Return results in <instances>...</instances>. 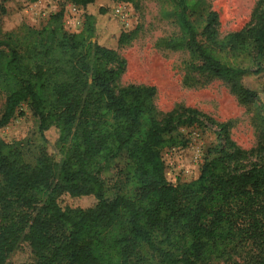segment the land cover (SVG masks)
<instances>
[{
  "label": "trees",
  "instance_id": "trees-1",
  "mask_svg": "<svg viewBox=\"0 0 264 264\" xmlns=\"http://www.w3.org/2000/svg\"><path fill=\"white\" fill-rule=\"evenodd\" d=\"M166 1L179 33L164 48L195 55L190 71L254 102L240 80L264 72V0L252 12L257 28L224 36L209 0ZM64 2L83 11L77 32L64 28V7L23 35L0 29V128L22 104L37 121L33 150L0 137V264L20 242L34 264H264V116L256 146L243 149L229 122L188 107L160 112L154 86L117 84L118 49L137 29L123 31L108 8L134 0ZM194 127L213 128L218 144L196 179L172 184L162 152L184 148L179 131ZM122 155L124 182L111 193L100 173Z\"/></svg>",
  "mask_w": 264,
  "mask_h": 264
},
{
  "label": "rangeland",
  "instance_id": "rangeland-1",
  "mask_svg": "<svg viewBox=\"0 0 264 264\" xmlns=\"http://www.w3.org/2000/svg\"><path fill=\"white\" fill-rule=\"evenodd\" d=\"M65 0L52 5L49 0H0V29L3 33L23 35L29 29H39L49 16L61 7ZM257 0H209L212 10L219 15V34L224 36L248 26L257 28L258 21H251ZM115 4L108 9L118 26L126 32L137 29L135 38L118 49L126 60V68L118 86L128 84L148 85L156 88L155 105L162 113L180 107L196 109L217 122L231 124V139L241 148L256 146L257 111L264 116V72L248 75L240 84L254 94V102L242 104L231 92L225 81L203 72H192L188 65H197V57L188 51H170L164 41L179 33L176 24L165 17L171 10L166 0H134L125 4L127 19L123 21L114 14ZM264 10V9H263ZM4 97L0 95V111ZM187 141L184 148H169L162 152L165 177L172 183H187L197 178L209 149L218 144L213 128H185L179 131ZM0 137L6 143L21 141L27 150H33L37 137V121L25 104L5 126L0 128ZM47 145L48 153L55 155L53 139ZM37 143V142H36ZM31 152L27 155L31 157ZM126 157L122 155L100 173L111 193H117L124 182L123 170ZM88 202L82 203L86 206ZM1 224V223H0ZM36 261L26 242H20L9 256L7 264H34ZM210 264H230L212 261Z\"/></svg>",
  "mask_w": 264,
  "mask_h": 264
},
{
  "label": "built area",
  "instance_id": "built-area-1",
  "mask_svg": "<svg viewBox=\"0 0 264 264\" xmlns=\"http://www.w3.org/2000/svg\"><path fill=\"white\" fill-rule=\"evenodd\" d=\"M60 0H49L52 5H57ZM125 4H115L113 10L114 14L125 21L127 19V12L124 10ZM64 28L70 32H77L81 29L83 23V11L79 6L72 3H65L64 5Z\"/></svg>",
  "mask_w": 264,
  "mask_h": 264
}]
</instances>
